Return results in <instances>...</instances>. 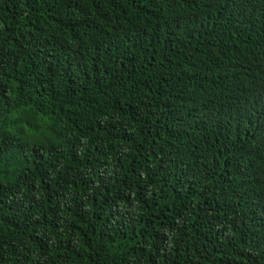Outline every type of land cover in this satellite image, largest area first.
Here are the masks:
<instances>
[{
  "label": "trees",
  "instance_id": "16d2710c",
  "mask_svg": "<svg viewBox=\"0 0 264 264\" xmlns=\"http://www.w3.org/2000/svg\"><path fill=\"white\" fill-rule=\"evenodd\" d=\"M0 264H264V0H0Z\"/></svg>",
  "mask_w": 264,
  "mask_h": 264
}]
</instances>
